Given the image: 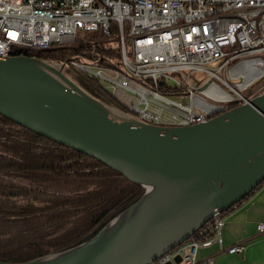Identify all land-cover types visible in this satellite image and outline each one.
<instances>
[{
  "label": "water",
  "instance_id": "1",
  "mask_svg": "<svg viewBox=\"0 0 264 264\" xmlns=\"http://www.w3.org/2000/svg\"><path fill=\"white\" fill-rule=\"evenodd\" d=\"M64 68L0 57V115L95 159L144 193L75 247L0 264H154L264 182V92L201 125L160 127L94 99Z\"/></svg>",
  "mask_w": 264,
  "mask_h": 264
},
{
  "label": "built area",
  "instance_id": "2",
  "mask_svg": "<svg viewBox=\"0 0 264 264\" xmlns=\"http://www.w3.org/2000/svg\"><path fill=\"white\" fill-rule=\"evenodd\" d=\"M112 23L123 72L71 65L98 80L138 120L187 128L264 92L263 84L247 97L242 94L264 77V0H0V56L73 44L79 34L94 31L109 38ZM224 47L231 50L223 52ZM222 58L215 72L205 68ZM232 63L229 77L238 83L230 86L221 79L227 91L210 82L195 94L202 74L219 78ZM145 80L185 88L187 94L161 95L145 87ZM214 222L216 230L219 220ZM257 231L264 232V223ZM185 244L154 264L176 257L182 264H214L212 259L197 261L196 244ZM243 252L242 245L228 249L229 254Z\"/></svg>",
  "mask_w": 264,
  "mask_h": 264
},
{
  "label": "trees",
  "instance_id": "3",
  "mask_svg": "<svg viewBox=\"0 0 264 264\" xmlns=\"http://www.w3.org/2000/svg\"><path fill=\"white\" fill-rule=\"evenodd\" d=\"M91 33L96 37L88 39L86 33L73 44H53L45 50L18 53L65 64L64 73L88 95L129 113L98 80L71 65L76 62L123 72L117 25L111 24L109 38L97 31ZM141 83L169 97L187 94L185 88L169 87L162 82ZM199 124L202 123L196 125ZM263 185L264 182L219 219L238 209ZM143 193V188L95 159L34 134L0 115V262L23 263L75 247L92 238ZM214 225V220L209 221L185 243L209 240L214 236Z\"/></svg>",
  "mask_w": 264,
  "mask_h": 264
},
{
  "label": "crops",
  "instance_id": "4",
  "mask_svg": "<svg viewBox=\"0 0 264 264\" xmlns=\"http://www.w3.org/2000/svg\"><path fill=\"white\" fill-rule=\"evenodd\" d=\"M263 218L264 185L238 209L219 220L212 238L195 243V259H212L214 264H264V232L257 231V226L264 223ZM236 245L244 246V252L229 254L228 249Z\"/></svg>",
  "mask_w": 264,
  "mask_h": 264
},
{
  "label": "rangeland",
  "instance_id": "5",
  "mask_svg": "<svg viewBox=\"0 0 264 264\" xmlns=\"http://www.w3.org/2000/svg\"><path fill=\"white\" fill-rule=\"evenodd\" d=\"M87 34H88L87 35L88 39L91 38V37H96V34H93L91 32H88ZM79 38H84V35L79 34L77 36V39H79ZM222 50H223V52L228 53L231 50V47H224ZM225 60H226L225 58H222V59H220L218 61H214L211 64L206 65L205 68L208 69V70H210V71L215 72L223 64V62ZM229 70H230V68L225 67V69H224L223 72L222 71L219 72V74H218V77L219 78H216V77H211L210 78V76L208 74H206V73L202 74L203 76L201 77V79L198 80L200 86L198 87L197 90H195V94L200 95V92L210 82H215L216 84H218L219 86H221L222 88H224L227 91L228 88L223 83V81L221 79H223L224 81H226L228 83V85H230V86L232 85L231 83H234V84L235 83H238V81H232L230 79V77H229ZM172 75L175 76L176 74L173 73ZM198 81H197V83H198ZM206 81H207V83L205 84ZM263 84H264V77L260 78L257 82L253 83L246 90H243L242 91V94L247 97V96H249V94H251V93L255 92L257 89H259ZM250 98L251 97H248V100ZM196 102H198V101H196Z\"/></svg>",
  "mask_w": 264,
  "mask_h": 264
},
{
  "label": "bare ground",
  "instance_id": "6",
  "mask_svg": "<svg viewBox=\"0 0 264 264\" xmlns=\"http://www.w3.org/2000/svg\"><path fill=\"white\" fill-rule=\"evenodd\" d=\"M0 57H2V58H5V56H0ZM247 102V101H246ZM203 124V123H202ZM199 125H201V124H199ZM176 249H179V247L178 248H176ZM176 249L174 250V251H172V252H170V253H168L167 255H165L164 257H162V258H167L168 256H170V255H172V253H174L175 251H176Z\"/></svg>",
  "mask_w": 264,
  "mask_h": 264
}]
</instances>
